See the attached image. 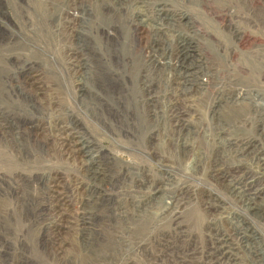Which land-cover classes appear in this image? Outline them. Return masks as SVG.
<instances>
[{
  "label": "rangeland",
  "instance_id": "1",
  "mask_svg": "<svg viewBox=\"0 0 264 264\" xmlns=\"http://www.w3.org/2000/svg\"><path fill=\"white\" fill-rule=\"evenodd\" d=\"M227 254L264 264V0H0V264Z\"/></svg>",
  "mask_w": 264,
  "mask_h": 264
},
{
  "label": "bare ground",
  "instance_id": "2",
  "mask_svg": "<svg viewBox=\"0 0 264 264\" xmlns=\"http://www.w3.org/2000/svg\"><path fill=\"white\" fill-rule=\"evenodd\" d=\"M121 2V1H120ZM132 19V18H131ZM165 19V18H162V20ZM140 23V22H139ZM179 45V44H178ZM188 47L189 46H184L183 43L180 44L179 46V52L177 53V55H175V64H174V68L175 70H179L182 72L186 70H190L191 68V65L193 64V61H194V54L192 52V50H188ZM76 55V54H75ZM75 57V56H74ZM80 59V58H79ZM190 62V64H189ZM79 63V61H78ZM82 65V64H81ZM85 66L82 65L81 68H84ZM193 72V71H192ZM253 185V184H251ZM244 189V188H243ZM249 194V193H248ZM258 192L256 190H254V193L252 194V192L250 193V196L252 197L253 200H258ZM250 197V198H251ZM229 248V247H228ZM233 249V247H232ZM227 251V250H226ZM228 252V251H227ZM227 252H224V253H227ZM223 253V255H224ZM222 254V253H221ZM227 260H228V264H231V260L232 259L230 257V254H227L226 256ZM226 260V259H225Z\"/></svg>",
  "mask_w": 264,
  "mask_h": 264
}]
</instances>
